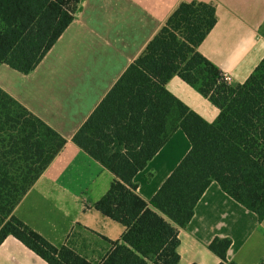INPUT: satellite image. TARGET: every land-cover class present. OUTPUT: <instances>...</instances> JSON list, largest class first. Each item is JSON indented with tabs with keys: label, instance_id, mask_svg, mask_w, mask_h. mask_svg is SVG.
Instances as JSON below:
<instances>
[{
	"label": "trees",
	"instance_id": "16d2710c",
	"mask_svg": "<svg viewBox=\"0 0 264 264\" xmlns=\"http://www.w3.org/2000/svg\"><path fill=\"white\" fill-rule=\"evenodd\" d=\"M82 0H0V65L28 75L74 19ZM216 24L204 3H182L126 69L73 137V143L115 177L90 207L124 227L98 264H179V232L212 182L264 220V58L231 87L198 47ZM263 36L264 31L261 30ZM178 76L215 106L207 123L165 88ZM180 129L190 150L147 203L133 179ZM66 141L0 89V246L12 237L46 264H92L55 247L13 211ZM231 240L208 250L228 261ZM259 264H264V261Z\"/></svg>",
	"mask_w": 264,
	"mask_h": 264
},
{
	"label": "crops",
	"instance_id": "0c3cea01",
	"mask_svg": "<svg viewBox=\"0 0 264 264\" xmlns=\"http://www.w3.org/2000/svg\"><path fill=\"white\" fill-rule=\"evenodd\" d=\"M182 3H204L215 10L216 24L198 52L231 87L243 84L264 58V0H82L74 19L41 63L28 75L0 65V89L57 132L66 143L13 216L55 247H68L92 264L101 263L124 227L93 210L114 175L73 143V137L126 69ZM167 92L207 123L219 111L178 76ZM190 150L185 134L171 131L137 173V194L149 202ZM228 238V261H264V220L249 212L212 182L188 225L180 229L179 264H218L208 250ZM0 264H46L12 237L0 246Z\"/></svg>",
	"mask_w": 264,
	"mask_h": 264
},
{
	"label": "built area",
	"instance_id": "2783aa9c",
	"mask_svg": "<svg viewBox=\"0 0 264 264\" xmlns=\"http://www.w3.org/2000/svg\"><path fill=\"white\" fill-rule=\"evenodd\" d=\"M223 81L226 82L227 84L231 83V76L227 73L222 74Z\"/></svg>",
	"mask_w": 264,
	"mask_h": 264
},
{
	"label": "rangeland",
	"instance_id": "374dc122",
	"mask_svg": "<svg viewBox=\"0 0 264 264\" xmlns=\"http://www.w3.org/2000/svg\"><path fill=\"white\" fill-rule=\"evenodd\" d=\"M262 30L264 31V25H263V28H262Z\"/></svg>",
	"mask_w": 264,
	"mask_h": 264
}]
</instances>
